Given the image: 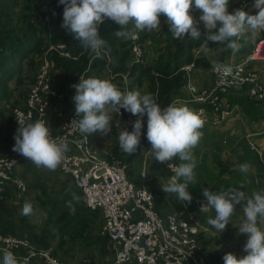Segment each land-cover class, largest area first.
Masks as SVG:
<instances>
[{"label": "clouds", "instance_id": "clouds-1", "mask_svg": "<svg viewBox=\"0 0 264 264\" xmlns=\"http://www.w3.org/2000/svg\"><path fill=\"white\" fill-rule=\"evenodd\" d=\"M64 5L63 24L73 38L85 50L90 49L97 56L102 51H110V46L100 34V26L105 21H112L118 26L114 36L127 39L133 33L128 30L129 24L139 31H153L161 28V16L166 18L173 39L183 38L186 34L192 40L201 38L199 22L203 23V41L199 46L202 53L208 54L212 49L209 42L225 45L221 51L231 50L235 55L242 47L239 42L246 33L264 31V0H254L255 15L243 10L230 13L229 0H58ZM193 7L200 10L198 20L191 13ZM215 70L230 75L232 66L223 63L215 64ZM75 88L73 101L75 112L80 119L78 129L84 139L94 132L107 135L111 131L112 113L121 109L137 119L133 122L132 131L121 130L118 143L128 155L137 151L140 146L143 118L146 116V137L151 144L154 159L160 163L178 158L181 163L174 167L163 192L176 194L180 201L191 203L192 196L188 191L189 183L195 182L194 169L196 158L193 149L203 137L201 129L206 123L204 110H195L186 104H169L161 107L154 94H141L139 90L121 91L110 79L89 77L80 79ZM13 151L30 160L36 167L55 171L61 166L69 151L67 141H57L51 135V129L43 119L26 122L19 126L14 136ZM79 143V142H77ZM241 172L250 170L249 164L239 166ZM239 187H229L219 193L209 188L203 190L206 205L204 210H214V218L207 223L219 233L226 229L234 215L236 205L244 200V193ZM74 199L78 197L74 194ZM75 211V209H73ZM34 213L31 202H25L22 215ZM244 219L239 232L247 234L241 258L233 253L223 256L224 264H264V189L254 191L243 206ZM47 219V213H43ZM56 233V229H51ZM30 257L18 258L12 251L4 249L2 264H29Z\"/></svg>", "mask_w": 264, "mask_h": 264}, {"label": "built area", "instance_id": "built-area-1", "mask_svg": "<svg viewBox=\"0 0 264 264\" xmlns=\"http://www.w3.org/2000/svg\"><path fill=\"white\" fill-rule=\"evenodd\" d=\"M253 4L254 0H237L236 10H243L248 14L256 13L258 10ZM48 19L46 16L44 22L47 23ZM198 26L204 27L202 22H199ZM141 32L131 24L133 35L129 37L130 66L142 63L145 46L140 41ZM185 38H190V35L186 34ZM48 50H54L60 56L76 58L64 42L49 43ZM96 57L108 62L105 68L106 78L113 79L118 75L123 81L128 78L127 73L112 72L110 65L113 64V58L109 51H102L101 55L97 56L91 50V59ZM217 63L232 66V73L225 75L217 72ZM262 65L264 36L258 37L240 59H235V55L230 51L228 58L216 60L210 67L211 80L208 84L197 85L191 81L184 83L191 108L204 110V126L217 127L234 115L233 107L228 102V95L234 89L243 90L250 101L264 102V80L260 69ZM192 66L193 62L183 65L182 68L190 70ZM65 95V92L56 87L52 64L45 55L38 65L23 104L7 105L18 126L37 119L46 122L55 102L63 100ZM64 114L63 110L56 112L58 117H63ZM79 119L73 104L60 123L58 131L51 132L53 138L58 142L67 141L69 147L65 159L57 169L71 177L85 207L101 212V233L106 235L113 245L108 264H207L201 243V236L206 229L198 217L188 209L186 201H180L183 208L178 213L172 210L163 215L155 206L153 193L147 185L145 170L140 172L139 183H136L128 173L129 163L126 160L113 154L101 156L91 143V135L85 140L84 134L80 133L77 123ZM136 119V116L121 109L120 113L113 114L111 128L117 133L125 129L132 131ZM251 148L262 160L259 149L254 144ZM27 161L28 159L19 153L0 154V201L4 199L6 186H11L17 192L14 203H20L19 199L24 194L26 185L16 174V168ZM158 163L165 169L169 181L175 174L174 167L180 162L173 159ZM192 202L199 210L208 211L201 208L203 204L206 205V201L194 197ZM4 249L12 251L18 258L30 257L29 263L37 259L40 264H62L51 247H37L27 237L0 234L2 257ZM82 264H94V260L87 258Z\"/></svg>", "mask_w": 264, "mask_h": 264}, {"label": "trees", "instance_id": "trees-1", "mask_svg": "<svg viewBox=\"0 0 264 264\" xmlns=\"http://www.w3.org/2000/svg\"><path fill=\"white\" fill-rule=\"evenodd\" d=\"M22 1L26 2L24 9H27V13H25L24 16L34 19L37 14L40 15L43 20L46 16H48L49 19L47 23L44 22V27H40L39 24H34L33 21L29 20L25 31H23L21 35H14L8 33L7 29L4 28H8L12 24L13 14L16 12L18 4H22ZM63 8L64 5L59 4L58 0H0V41L3 43L7 41L13 46L12 49L8 50L9 53L6 57L0 55V103L4 101L5 104H8L12 99L9 96V82L13 79H15L18 84L24 82V66L29 70H34L35 75L38 65L45 55L52 64V76L56 87L58 90L66 93L64 99L56 101L55 105L58 103L68 105V101L71 100L70 94L72 92L69 89L68 81L62 78V76L76 80L89 77L108 79L105 74V68L108 62L101 57L91 59V50L83 49L80 43L73 38V35L68 32L66 28L62 27ZM117 30H119L118 26L110 20L105 21V23L100 26V34L110 46L109 53L113 58V64L110 65L112 72L116 74L127 73L131 83L128 86L129 89H132L133 86L136 85V90H139V87L145 83L147 93L154 94L157 102L162 108L171 104L181 95V82L184 78V71L181 70V67L192 62V49L202 43L204 32H201V38L198 40H192L191 38L186 39L184 36L183 39L185 43L177 44L175 50L171 53L172 58L170 60L164 61L163 56L158 55L152 59V63L150 64L134 63L130 66L128 65V61L130 60V40L129 38L120 39L115 37L114 32ZM128 30L131 32V24H129ZM146 36V31H142L140 41L143 42ZM57 42L66 43L76 58L60 56L56 51L48 50L49 43ZM209 46L212 51L219 52L220 60L228 58L231 51L230 49L221 51V49L225 47V45L222 44L209 42ZM194 60V64L199 61L198 58ZM110 80L113 83L116 82L115 84L118 86L122 84L120 75ZM12 100L13 101L10 102L12 103L11 105L19 103L15 101V99ZM73 102L71 101V105ZM238 104L240 107L246 109L248 114L252 112L255 104H259L260 106L256 105L259 109L253 112L252 117L255 118L258 116V118H261L264 116L262 111L264 102L250 101L245 96L238 99ZM144 126L145 130L141 147L147 149L151 144L146 137V122ZM18 127L19 126L13 119L8 125V132L5 135H0V154L4 152L17 153L12 149L15 143L14 136ZM112 152H115V148ZM258 159L260 165L264 166V155H262V160H260L259 157ZM174 160L179 161L178 158H174ZM179 162L181 163V161ZM128 173L130 174V170ZM133 179L136 180V183H139V179ZM147 185L153 193L155 206L159 209L166 203V193L163 192L160 185L155 184L152 180H149ZM230 185L232 186V184ZM233 187L241 188V186L237 185H233ZM10 189L11 186H6L4 198L9 196ZM240 190L243 192L242 189ZM15 194H17L16 191ZM74 194L78 199H81L80 193L75 186L74 189H65L59 200L49 199L50 206L46 209L47 219H45L42 228L37 232L24 229L20 224L22 219L15 221L10 217L4 218L3 215L9 214V210L4 208L1 209L0 234L27 237L31 243L42 248H50L51 241L56 242L57 248L62 247L66 242L76 243L81 241L87 245L91 244L90 232L92 225L96 222L103 221L99 210H91L85 207L82 199L81 203L75 205V211L63 209L57 212L56 210L57 206H61L73 200ZM248 198L250 197L244 195V200L242 202L245 204ZM19 200L22 201V197H20ZM182 208V205L176 202L173 204L172 210L178 213ZM17 227L20 228L17 229ZM52 228L57 230L56 233H53L51 230Z\"/></svg>", "mask_w": 264, "mask_h": 264}, {"label": "crops", "instance_id": "crops-1", "mask_svg": "<svg viewBox=\"0 0 264 264\" xmlns=\"http://www.w3.org/2000/svg\"><path fill=\"white\" fill-rule=\"evenodd\" d=\"M236 1L237 0H229L228 11L230 13L236 10ZM191 14L198 20L201 12L200 10H197L193 7ZM255 14V12L250 13V15ZM162 19L165 20L166 18L161 16V20ZM198 27L201 32L205 31L204 27ZM261 36H264V31L246 33L241 40V49L235 54V59H240L243 54L247 52L248 49H250L255 40ZM167 41L169 43V50L172 48V45L176 47L177 44L185 43L183 38L173 39L171 33L170 36L167 37ZM199 46H196L192 49V68L190 70H184L181 67V70L184 71V78L181 82L182 87L180 89L181 95L176 98L171 104H176L178 106L186 104L191 108V104L190 102H188V99L186 101L184 100L186 97H188L184 87V83L186 81H191L197 85H204L208 84L211 80L210 67L216 60L219 59V52L210 51L208 54H204L200 51ZM155 57L157 56H153V58ZM196 58H198L199 61L194 64V59ZM260 69L262 72V79L264 80V65H262ZM62 78L68 81L69 89L72 92L70 94L71 100L68 101V105L58 103L48 114L46 124L50 127L52 133L58 131L59 125L63 121V118L66 117L68 111L72 109V106L74 104L73 97L75 95V88H73L72 85L78 84L80 82V79L76 80L73 78H67L65 76H62ZM33 80L34 77L27 81L24 75V82L21 84L16 83L15 79L10 81L8 85L10 98L15 99V101L19 102V104H23L26 91L32 84ZM126 80L123 81L122 79V84L120 86L117 85L118 88L121 91L136 90V85L134 84L133 88L129 89L128 86L131 84L130 79L127 78ZM24 86L26 87L23 90L19 89V87ZM139 90L146 91V84L144 83L141 87H139ZM241 97H245V95L244 92L240 89H234L228 95V102L233 107V111L235 114L233 118L231 117L228 121L222 123L217 127L204 126L201 129V131L203 132V137L200 140L198 146L193 149V154L196 158V168L194 169L195 182L189 183L188 188L192 199L194 197H198L201 200L206 201V199L202 195L205 188H209L211 191L219 193L222 191H226L229 187H233V185H237L241 186V189L243 190L246 197H251L254 191L264 189V166L260 165L258 155H256V152L251 148V145L254 144L261 152V155H264V116L261 118H258V116L253 118V112L248 114L246 112V109L240 107V105L238 104V99H240ZM71 101L73 102L72 105ZM3 105L4 101L0 103V135H5L8 132V125L11 119L10 115H7L8 117L4 115L6 114V112L5 110H3ZM256 105L260 106L259 104H255V106ZM58 110L64 111L65 114L63 117H58L56 115V112ZM113 114L114 113H112V116ZM143 128H145V126H143ZM118 137L119 133L112 130V128L107 135H103L101 132L97 131L91 134V143L101 156H109L111 154L118 153L121 156L125 157V160L131 166V168L129 166V170L131 169L130 172L132 174L130 173V175L133 178L139 179L140 172L142 170H145V172L147 173V184L149 180H152L155 184H158L161 187L167 185L168 178L166 171L163 166H161L158 161L154 159V154L152 152L151 146L147 149H143L141 146H139L135 153L128 155L120 148ZM140 142H142V136ZM114 148L115 152H112ZM149 155H152L153 158L149 157ZM241 164H249L250 170L247 173L241 172L239 170V166ZM26 165V163L20 164L17 167L16 172L24 176L25 174L23 173L25 171H23L22 167ZM60 173L63 176H61V178H58V182L65 183L64 181H66L67 179L71 180V177L69 175L62 172ZM230 184H232V186ZM38 189H36V191ZM14 190L16 191L14 187H11L9 196L0 201V211L3 208L8 209L9 214H5L3 215V217H10L15 221H19L24 201L22 200L19 203L20 205L14 203V200L17 198ZM46 190L48 191L49 188L46 187ZM25 193L26 190L24 194ZM49 199L50 198H48L46 201H43L42 203L40 202L38 209L34 210V213L32 217L28 219V222L21 221L20 224L24 229H29L33 232H37L42 228L45 221L43 213H45L47 209V207L44 209L43 207L50 201ZM165 200L166 203L159 208V211L163 215L172 211L174 203H180V200L177 198L176 194L173 193H166ZM9 201L13 202V205L20 209L18 213L16 212V209H13L14 212L10 210V205L8 204ZM35 204L37 205L36 201L35 203H32L33 206ZM42 204L43 206L41 207ZM185 204L188 209H190L198 217V219L206 229L201 236V243L208 258L207 264H224L223 256L227 253H233L237 256V258H241L243 255H246L243 249L248 236L247 234L239 232L241 222L244 219L243 202L235 206L236 210L234 215L230 218V222L226 226V229L220 233L215 228H213V226L207 223L209 217L214 218V210L209 209L208 211H201L193 204L192 201L191 203L186 202ZM61 207H59L60 209L57 212H60L64 209ZM26 217L28 218L29 216ZM260 226L264 227V225ZM93 227L94 225H92L91 227L90 237ZM19 228L20 227H17V229ZM99 235L104 238L98 245L100 251L98 250L97 254L92 251L91 257L95 262L94 264H108L111 258L113 245L110 239L106 235L102 234L101 231ZM67 244H70V242H66L64 245ZM64 245L62 246L63 248H65ZM52 246L55 248L57 254L61 256V258L58 257V259L62 262V264H82L85 260H82L80 258L81 256H79V254L74 251L75 249L72 250V248H70L68 252L72 251V253H75L74 258H62V247L57 248L55 241H51V248ZM2 258L3 257L0 255V264H2ZM29 264H40V261L35 259Z\"/></svg>", "mask_w": 264, "mask_h": 264}, {"label": "rangeland", "instance_id": "rangeland-1", "mask_svg": "<svg viewBox=\"0 0 264 264\" xmlns=\"http://www.w3.org/2000/svg\"><path fill=\"white\" fill-rule=\"evenodd\" d=\"M25 4H26L25 1H22V4L21 3L18 4V6L16 8V12L13 14L12 24L8 28H4V29H7L8 33H11L14 35H21L22 32L25 31L27 23L29 22V20L33 21L34 24L35 23L39 24L40 27L45 26L44 20L41 18L40 15L36 14L34 19H31L29 17L24 16L25 13H27V9H24V6H26ZM146 35L147 36H146L145 40L143 41L144 46H145L144 47L145 52H144L143 59H142L143 64L152 63L153 56L161 55V56H163L164 61L170 60L172 58L171 53H172V51L175 50V46L172 45V48L169 50V47H168L169 43L167 41V37L170 36V31H169V25L167 24L166 19L161 20V28L160 29L153 30V31H146ZM12 48H13V46H11V43H8L7 41L5 43H3L2 41H0V55L1 56L4 55V57H6L9 53L8 50L12 49ZM176 61H177V59H176ZM23 73L26 77V80L28 81L31 78H33L34 70H32V69L29 70L28 68H26V66H24ZM25 87L26 86L19 87V89L23 90ZM139 91L141 92V94L147 93L146 91H143V90H139ZM12 99L10 100V102L13 101ZM187 99H188V97H186L184 100L186 101ZM10 102H9V105L12 104ZM255 107H257V106H254L252 112H255L257 109H259L258 107L257 108H255ZM3 110H5V112H6V114H4V115L5 116L10 115V118H11L10 121L13 120V116L9 112L10 110L8 108V105L5 103L3 105ZM262 111L264 113L263 107H262ZM124 112H125V110H124ZM125 113H127V112H125ZM128 114H130V113L128 112ZM261 114H262V112H261ZM233 116H235V114ZM233 116H232V118H233ZM144 121L145 122L147 121L146 116L144 118ZM144 130H145V128H142V135H141L142 138H143ZM141 145H142V142H140V146ZM113 155L125 160V157L121 156L118 153H115ZM149 157L153 158L152 155L151 156L149 155ZM25 163L27 165L22 167L23 171H25L23 174H25V175L22 176L20 173H17V172H16V174L22 179V181L26 185V193L24 195H22V200L24 201V203L25 202L35 203V201H36L37 205L35 204L33 206L34 210L38 209L40 202L42 203L43 201H46L48 198L59 200L62 197L65 189H72V188L74 189V183H72L70 179H67L66 181H64L65 183L57 181L58 178H61V176H63L57 169L55 171H50V170H47L43 167L38 168L30 160H28ZM25 163H21V164H25ZM130 168H131V166H130ZM130 171H131V169H130ZM46 187L49 188V190H48L49 192L46 190ZM38 188H43V189H38ZM36 189H38V190L36 191ZM20 202H21V200H20ZM79 203H81L80 198L79 199H73V200L66 202L65 204L61 205L62 207L57 206L56 210L58 211L60 209L59 207L64 208V209L73 210V209H75V205L76 204L78 205ZM8 204L10 205L9 208H10V210H12V212H14L13 209H16L17 213L20 211V209L18 207H15L13 205V202L9 201ZM42 206H43V204L41 205V207ZM49 206H50V204L48 202L43 207V209L46 207L48 208ZM21 212H22V210H21ZM32 215H29V217L27 218L25 215H22V213H21L20 219H22L23 222H28V219L30 217H32ZM101 227H102V221L96 222L94 224V227H93V230L91 233V239H90L91 244H89V245L84 244L81 241L64 245L65 248H63V247L61 248L62 252H63L62 258L63 257H66L67 259L74 258L75 253H72V251L68 252V250L70 248H72V250L75 249L74 251L77 252V254H79V256H81L80 258L82 260L87 259V258H92L91 257L92 251L95 254H97L98 250L100 251V249L98 248V245L104 239V238H102V236L99 235V233L101 231ZM52 250L57 257L61 258V256L59 254H57V252L53 246H52Z\"/></svg>", "mask_w": 264, "mask_h": 264}]
</instances>
